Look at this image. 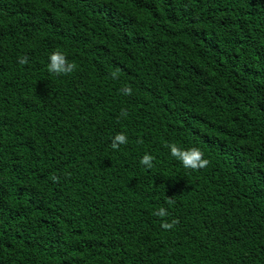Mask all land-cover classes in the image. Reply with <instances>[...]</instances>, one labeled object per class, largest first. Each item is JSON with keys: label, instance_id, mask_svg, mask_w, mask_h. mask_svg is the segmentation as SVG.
I'll use <instances>...</instances> for the list:
<instances>
[{"label": "trees", "instance_id": "1", "mask_svg": "<svg viewBox=\"0 0 264 264\" xmlns=\"http://www.w3.org/2000/svg\"><path fill=\"white\" fill-rule=\"evenodd\" d=\"M0 264H264V0H0Z\"/></svg>", "mask_w": 264, "mask_h": 264}]
</instances>
